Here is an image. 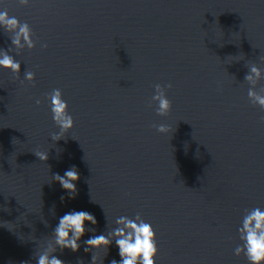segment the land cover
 I'll return each mask as SVG.
<instances>
[{"label":"water","instance_id":"1","mask_svg":"<svg viewBox=\"0 0 264 264\" xmlns=\"http://www.w3.org/2000/svg\"><path fill=\"white\" fill-rule=\"evenodd\" d=\"M0 10L29 24L34 45L16 47L0 26V57L21 66L0 68V264H37L73 210L97 223L78 251L52 253L65 264L119 261L114 241L88 252L84 241L137 213L156 232V264H249L234 249L243 217L264 211V109L244 80L250 65L264 70V0H0ZM53 89L75 121L59 141ZM255 90L264 95V79ZM73 166L72 194L54 175Z\"/></svg>","mask_w":264,"mask_h":264},{"label":"clouds","instance_id":"2","mask_svg":"<svg viewBox=\"0 0 264 264\" xmlns=\"http://www.w3.org/2000/svg\"><path fill=\"white\" fill-rule=\"evenodd\" d=\"M23 6L29 5V0H19ZM0 26L6 32L15 33L12 44L16 47H22L23 40L29 48L33 47L32 29L27 22H21L15 16H10L7 10H0ZM47 45H43L46 47ZM20 63L12 56L4 53L0 57V68L9 69L12 73L19 74ZM25 79L35 80V74L31 71L25 73ZM264 79V70L256 64L249 67L244 80L251 86L248 90V98L253 105H258L264 109V95L255 90L256 84ZM155 94L151 100L157 104L156 113L159 116H167L172 109V101L167 97L165 87L160 84L155 86ZM168 88L172 85L168 84ZM50 110L55 125L59 128L58 132L51 134L53 141L64 139L65 135L75 126L73 116L69 113V105L63 98L60 89H53L49 94ZM41 101L36 100L39 105ZM264 121V117L261 118ZM158 132L167 134L171 131L170 126L165 124L153 125ZM41 161L48 160V153L45 151L33 152ZM80 179L78 170L73 166L66 170L64 175H54V180L58 181L63 189L69 193H76V182ZM63 199V198H62ZM86 222L96 225V217L88 211H76L65 213L59 218L58 225L53 231L52 241L48 248L38 254L37 264H65L62 259L53 255L57 248L61 251L69 249L76 252L80 249V240L86 232L95 233L94 228H87ZM117 227L113 228L107 234L93 235L84 241L85 252L91 249L108 250L113 241L119 250L120 260L113 259L110 264H156L155 257L158 256L159 249L157 245L156 232L151 223L146 222L141 214L137 213L134 218L120 216L116 221ZM239 236L242 241L234 249L236 256L245 255L249 264H264V211L259 207L252 209L243 217L242 226L239 228ZM96 256L92 255L91 264H95Z\"/></svg>","mask_w":264,"mask_h":264}]
</instances>
